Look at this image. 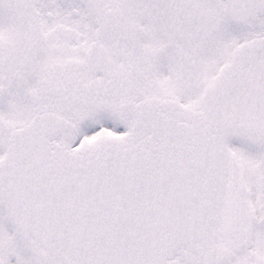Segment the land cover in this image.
<instances>
[{
  "label": "snow or ice",
  "instance_id": "obj_1",
  "mask_svg": "<svg viewBox=\"0 0 264 264\" xmlns=\"http://www.w3.org/2000/svg\"><path fill=\"white\" fill-rule=\"evenodd\" d=\"M0 264H264V0H0Z\"/></svg>",
  "mask_w": 264,
  "mask_h": 264
}]
</instances>
